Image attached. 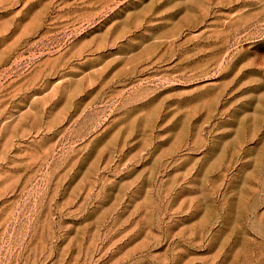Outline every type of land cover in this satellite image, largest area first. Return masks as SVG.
<instances>
[{"label":"rangeland","instance_id":"obj_1","mask_svg":"<svg viewBox=\"0 0 264 264\" xmlns=\"http://www.w3.org/2000/svg\"><path fill=\"white\" fill-rule=\"evenodd\" d=\"M0 264H264V0H0Z\"/></svg>","mask_w":264,"mask_h":264}]
</instances>
